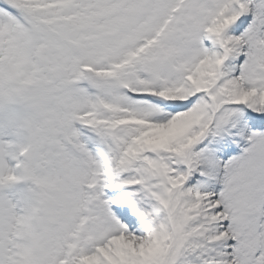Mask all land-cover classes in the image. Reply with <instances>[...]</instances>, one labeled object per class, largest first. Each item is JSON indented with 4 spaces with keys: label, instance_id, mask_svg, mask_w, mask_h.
Segmentation results:
<instances>
[{
    "label": "rangeland",
    "instance_id": "rangeland-1",
    "mask_svg": "<svg viewBox=\"0 0 264 264\" xmlns=\"http://www.w3.org/2000/svg\"><path fill=\"white\" fill-rule=\"evenodd\" d=\"M12 2L38 26L31 23L34 33L27 52L8 45L0 50V70L6 64L16 80L15 108L6 106L0 88V121L12 133L20 120L28 130L31 150L22 181L28 199L32 192L42 206L30 232L24 233L31 254L25 258L23 253V264H56L68 246L94 149L107 148L109 122L122 119L105 116L110 106L129 115H142L148 106L152 116L135 129L121 127L111 139L112 164L104 167L90 224L74 244L69 264H78L79 258L85 264H264V0H189L138 66L128 68L133 72L125 69L110 77L108 83L118 88L111 86L110 92L100 89L94 78L104 84L105 68L133 50L140 38H150L174 0H71L58 9L52 8L55 0ZM54 18L56 32L64 31L82 54L68 56L59 40L47 36ZM212 19L216 21L209 25ZM194 23L199 24L198 35L190 29ZM39 49L42 63L36 70L31 56ZM26 53L28 66L15 67ZM86 65L91 68L87 83H94L103 107L88 121L93 147L85 142L87 132L75 129L89 106L90 90L74 83L78 66ZM122 84L129 96L123 95ZM145 90L149 95L142 94ZM191 98L181 113L162 111L164 102L184 105ZM240 106L255 119L239 114ZM236 116L245 120L242 134L232 132V125H241L232 120ZM95 124L101 127L93 129ZM225 135L234 137L236 151L214 183L200 181L197 177L210 175L215 162L208 148ZM2 137L0 190L8 174ZM207 138L205 148L195 149ZM0 213V264H5L14 211L2 190Z\"/></svg>",
    "mask_w": 264,
    "mask_h": 264
},
{
    "label": "bare ground",
    "instance_id": "bare-ground-1",
    "mask_svg": "<svg viewBox=\"0 0 264 264\" xmlns=\"http://www.w3.org/2000/svg\"><path fill=\"white\" fill-rule=\"evenodd\" d=\"M2 2H4V3H7V4H9L10 5V7L11 8H14V9H16V7H18L17 5H18V3L17 2H12V0H1ZM55 1H58V3H59V8H61V6L65 3V2H67V1H70V0H55ZM31 5H34V4H31ZM20 9H21V7H19ZM79 16L81 17V15L79 14ZM55 17V16H54ZM55 22V18L52 20V21H50V23H54ZM34 25H36V23L34 22ZM57 27H58V24H55V25H51L50 27H48V33H47V36L48 37H51V39H57V40H59L61 43H65V41H64V39L66 38V33H64V31H62V30H60V32H56V30H57ZM37 28H38V26H37ZM45 28H42V30H44ZM74 48V50H75V52L76 51H78L79 53H83V49L81 48V47H73ZM72 53V52H71ZM68 56H71V54H69ZM85 58H86V56H85ZM27 61V60H26ZM25 61V62H26ZM220 63V62H219ZM158 70H160V68L158 69ZM86 76L85 77H87V74H85ZM90 76V75H89ZM85 77H84V79H85ZM94 80L96 81V85L98 86V87H100V89H102V90H105L106 92H110V89H109V87H111V86H113V85H116L117 83H108V82H106L105 81V83L104 84H102V83H100V78H98V77H95L94 78ZM134 81V80H133ZM113 84V85H112ZM119 84V83H118ZM93 85H94V83H93ZM95 86V85H94ZM93 87V86H92ZM133 89V88H132ZM113 90L114 91H118V88L116 87V86H113ZM143 91V90H142ZM142 91H135V93H139V92H142ZM145 91H147V90H145ZM114 114H115V116H118V113H116V112H114ZM141 114H138L137 112H132V114H130V115H127V118H129V122H127V126H125L126 128H129V129H135V128H137L138 127V125H139V123L141 122V121H146V118L145 117H142V116H140ZM114 120V119H113ZM97 126H95V129H98V128H96ZM117 132V131H116ZM100 153V151H97V154L96 155H98ZM10 181H12L11 179H10ZM71 205H73V204H67L65 207H67V206H71ZM92 205H93V202H92ZM91 212H92V210H90V216H91ZM1 215H2V213H0V217H1ZM61 222H62V220H61ZM83 264H85V263H83Z\"/></svg>",
    "mask_w": 264,
    "mask_h": 264
}]
</instances>
